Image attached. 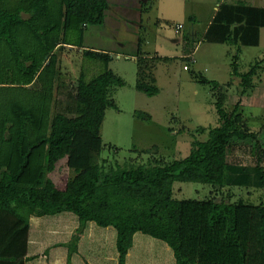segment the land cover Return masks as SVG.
I'll list each match as a JSON object with an SVG mask.
<instances>
[{
    "label": "trees",
    "instance_id": "16d2710c",
    "mask_svg": "<svg viewBox=\"0 0 264 264\" xmlns=\"http://www.w3.org/2000/svg\"><path fill=\"white\" fill-rule=\"evenodd\" d=\"M108 7V0H0V242L5 244L0 264H24L32 216L64 212L79 221L67 243L68 264L89 221L115 227L119 264H126L137 232L166 242L176 264H264V203L232 202L231 192L227 200L178 199L172 190L176 181L221 190L264 187V141L244 119L240 100L227 110L226 93L214 94L219 125L198 126L185 157L121 164L100 160L106 110L119 109L112 89L125 80L107 68L90 81L83 76L65 81L60 53L72 44L68 36L76 30L74 45L82 47L85 29L104 24ZM74 19L79 23L73 31ZM262 28L264 7L221 2L204 41L241 50L259 45ZM85 53L110 62L108 54ZM160 59L172 58H137L136 88L148 96L160 92L154 71ZM263 71L264 59L244 73L235 68L242 96L251 95ZM191 78L220 88L201 72L192 71ZM249 140L257 142L259 161L229 162V148ZM57 155L65 156L74 172L65 188L51 187L47 176ZM23 240L24 251L11 254Z\"/></svg>",
    "mask_w": 264,
    "mask_h": 264
},
{
    "label": "rangeland",
    "instance_id": "374dc122",
    "mask_svg": "<svg viewBox=\"0 0 264 264\" xmlns=\"http://www.w3.org/2000/svg\"><path fill=\"white\" fill-rule=\"evenodd\" d=\"M172 1L159 0L155 1V7L152 5V18H157V15L160 17L154 24L140 25L141 36L145 41L142 47L144 50L157 51L160 55H180L189 51L196 62L190 64L189 59L181 57L157 62L154 71L159 78L157 85L160 92L155 96H148L144 92L138 94L137 62L128 55L131 53L129 43L127 51L122 47L117 49L122 36L117 35L116 26L98 25L85 29L87 45L111 51L112 59L108 65L99 59L82 57L78 51L66 49L60 53L61 72H66V76H71L80 68L92 79L109 68L125 80L124 86L112 89V97L119 109L106 110L101 127L103 149L100 160L108 159L110 163L121 164L126 161L147 163L151 156L162 162L185 157L190 151L192 132L198 126L219 125L217 97L214 95L219 91L226 93L224 107L227 110H233L240 100L244 119L264 141V71L260 78H255L257 85L251 95L244 96L241 95L240 78L235 74V68L239 73H244L251 65L264 59V28L261 29L259 45L242 46L241 50L234 45L204 41L206 27L219 3L264 7V0H176L178 7ZM165 15L169 18L166 19ZM73 22L74 31L79 21L74 19ZM178 23H182L184 28L177 31ZM112 24L117 25V20H113ZM75 32L78 33L77 30ZM76 34L72 35L73 38L68 36L71 42L76 40ZM130 39L127 33L123 41ZM185 65L190 66V70H185ZM192 71L201 72L208 79L219 82L220 88L214 90L213 85L192 79ZM256 144V141L249 140L229 148L228 161L255 165L259 161ZM149 149L151 153L146 151ZM261 157V164L264 165V154ZM47 176L51 187L64 188L74 172L68 167L66 157L57 155ZM172 190L173 196L178 199L204 200L217 197L222 200L226 199L225 194L231 192L229 200L232 202L242 199L254 204L264 203V187L232 186L221 190L209 183L176 181ZM140 234L147 240L141 241L138 248L135 244L132 256H136L129 264H176L173 250L166 242ZM108 237L110 241L106 245H83L82 253L95 254L101 250L106 257L105 263L117 264L116 235L111 237L109 234ZM26 238H29L28 231ZM13 246L11 254L22 253L25 241ZM4 247L5 244L0 242V252Z\"/></svg>",
    "mask_w": 264,
    "mask_h": 264
},
{
    "label": "crops",
    "instance_id": "0c3cea01",
    "mask_svg": "<svg viewBox=\"0 0 264 264\" xmlns=\"http://www.w3.org/2000/svg\"><path fill=\"white\" fill-rule=\"evenodd\" d=\"M155 1H159V0H108L109 7L106 11L105 22L102 25H108L111 26V28L116 26L115 29L117 30V35L122 36L121 39L119 38V41L117 43V49L119 47H122L125 48V50L127 51V46L129 43L131 53H128V55L131 58H133L134 61L136 62L139 54L152 56V57L155 56L159 58H166V57H171L172 59L178 57L187 58V56L191 55V53H188L189 51L180 55H175L171 53L166 55L165 54L160 55L157 51H152L150 49H146V50L143 49L142 46L143 43H145V41L142 39L141 36L142 28H140V25L148 26L151 22L154 24L156 19L159 21V17H160L159 15H157V18H155L156 17L155 16L154 19L151 16L152 13L154 12ZM172 4L178 7L176 0L172 1ZM152 5H154L153 8ZM219 5L220 3L216 7L215 12L218 10ZM167 18L169 17L166 16V19ZM212 18L210 19L207 27L209 26ZM113 20H117V25L112 24ZM180 24L182 25V23H178L176 24V26L178 27V25ZM91 26H98V25H91ZM89 27L90 26H88L87 28ZM182 28H184V25ZM87 30L84 32L83 35L82 47H79L78 44L74 45L78 41V40L77 41L74 40L72 44H69L67 46V49H70V51H78V53L82 55V57L84 56L88 57L85 53L86 51L98 52L100 54H108L110 56V61H111L112 54L110 50L98 49L94 46H90L85 43L87 37V33H86ZM127 33L130 34L131 39L127 41L124 40L126 42L124 43L123 38ZM140 46H141V50H139ZM117 52L119 51L117 50ZM95 59H99V58H95ZM163 60L170 61L166 59H160L157 62L159 61L162 62ZM61 74L63 75L65 81L67 80L73 81L80 78L81 76H83L86 81L91 80L87 77L88 74H85V71L80 68H78V70L72 73L71 76H66V72H62ZM155 76L157 79V84H159V78L157 77L156 73ZM139 93L141 95L142 91H139L138 94ZM78 226H79V221L77 216H75L74 214H70V212H64L54 216H42V217L32 216L30 219V225L28 229L29 238H27V248L25 254L23 255V260H25L24 264H68L69 250L67 247V243L72 239ZM140 233L141 232H137L134 235V244L128 253L126 264L132 262L133 256L134 255L136 256V254L132 256V252L135 247V244L137 245L138 248V246L140 247L141 245V241L147 240V238ZM109 234H111V237L116 235L117 238V230L115 229V227L113 226L101 227L97 225L94 221H89L78 243V250L71 257V264H107L104 262L106 260V257L101 253V250L95 254L94 253L86 254V253H82L83 250L82 246L85 245V246L93 247L101 243L106 245L107 242L110 241V238L108 237ZM118 256L119 254L117 252L116 254L117 264H119Z\"/></svg>",
    "mask_w": 264,
    "mask_h": 264
},
{
    "label": "built area",
    "instance_id": "2783aa9c",
    "mask_svg": "<svg viewBox=\"0 0 264 264\" xmlns=\"http://www.w3.org/2000/svg\"><path fill=\"white\" fill-rule=\"evenodd\" d=\"M183 27V25H178L177 29H181ZM187 58L190 59V62H195L196 60L193 58L192 54L187 56ZM185 69H188L187 65L184 66Z\"/></svg>",
    "mask_w": 264,
    "mask_h": 264
}]
</instances>
